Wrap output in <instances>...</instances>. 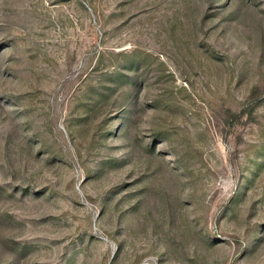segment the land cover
<instances>
[{
  "label": "rangeland",
  "instance_id": "obj_1",
  "mask_svg": "<svg viewBox=\"0 0 264 264\" xmlns=\"http://www.w3.org/2000/svg\"><path fill=\"white\" fill-rule=\"evenodd\" d=\"M0 264H264V0H0Z\"/></svg>",
  "mask_w": 264,
  "mask_h": 264
},
{
  "label": "trees",
  "instance_id": "obj_2",
  "mask_svg": "<svg viewBox=\"0 0 264 264\" xmlns=\"http://www.w3.org/2000/svg\"><path fill=\"white\" fill-rule=\"evenodd\" d=\"M232 116H233V117H239V115H235V114H233Z\"/></svg>",
  "mask_w": 264,
  "mask_h": 264
}]
</instances>
